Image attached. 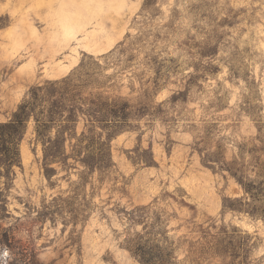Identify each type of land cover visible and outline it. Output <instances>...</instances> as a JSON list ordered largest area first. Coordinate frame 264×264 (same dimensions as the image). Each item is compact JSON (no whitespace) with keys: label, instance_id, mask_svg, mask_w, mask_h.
<instances>
[{"label":"rangeland","instance_id":"1","mask_svg":"<svg viewBox=\"0 0 264 264\" xmlns=\"http://www.w3.org/2000/svg\"><path fill=\"white\" fill-rule=\"evenodd\" d=\"M145 2L0 0V124L67 77L46 100L130 113L78 114L46 164L30 117L0 153V264H264V0Z\"/></svg>","mask_w":264,"mask_h":264},{"label":"trees","instance_id":"2","mask_svg":"<svg viewBox=\"0 0 264 264\" xmlns=\"http://www.w3.org/2000/svg\"><path fill=\"white\" fill-rule=\"evenodd\" d=\"M149 4V0H146L144 5ZM72 79L70 77L64 78L62 81H56L48 83V86H36L32 87L26 98L19 104L16 111L13 113L11 119L0 124V153L4 155V162L6 165H12L18 163L19 155L16 148H14V140L17 137H21L25 128V124L32 116L35 121L37 138L42 140L45 145L44 148V164L46 162H65L67 156L64 152L59 150L54 151L51 146L53 143H58L60 138L65 141V131L70 129L71 125L75 124L78 119V114L87 116L90 123L96 122L98 125L104 127H117L120 125H126L130 113L128 112V103L114 102L112 105L106 102H100L99 104H93L88 108L81 106L65 105L60 100L50 101L46 100L52 97L55 92L60 95L68 90V86L71 84ZM59 126L57 134L54 137L45 134L54 126ZM84 137L83 134H81ZM93 144V143H92ZM100 149L103 150V144L100 145ZM101 150V151H102ZM75 158H78L80 162L88 166L89 168L98 167L103 168L106 166L104 161V154L100 153L98 159L92 154L87 157H81L76 153L72 154ZM234 176L237 177L235 173ZM238 181L242 184L241 179ZM245 191L250 193V188L242 184ZM233 209L234 206H226ZM241 209V206L237 207ZM264 219V214L261 215ZM132 254L139 260L141 264H164V260L160 257V254H147L141 249H130Z\"/></svg>","mask_w":264,"mask_h":264}]
</instances>
